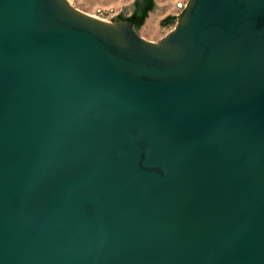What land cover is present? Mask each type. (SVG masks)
<instances>
[{"label":"water","instance_id":"water-1","mask_svg":"<svg viewBox=\"0 0 264 264\" xmlns=\"http://www.w3.org/2000/svg\"><path fill=\"white\" fill-rule=\"evenodd\" d=\"M165 6L0 0V264H264V0Z\"/></svg>","mask_w":264,"mask_h":264},{"label":"rangeland","instance_id":"rangeland-1","mask_svg":"<svg viewBox=\"0 0 264 264\" xmlns=\"http://www.w3.org/2000/svg\"><path fill=\"white\" fill-rule=\"evenodd\" d=\"M74 7L77 9L87 13L94 15L100 19H103L105 21H111L112 16L117 15L120 13L123 9V6L130 5L133 0H68ZM177 1L181 2V10L184 9L185 3L187 0H155L156 4L157 2H167L169 5L173 4L175 5ZM165 3V5L167 4ZM176 8V7H175ZM130 7H127V12H125V15L129 14ZM169 11L162 10L159 11V17L155 22V27L148 31L147 28L149 27L152 20H146L145 24L141 28L140 32L142 33L141 36L144 37L147 40L151 41H158L160 38L165 36V34L172 29L171 24H161V21L164 20V18L169 15ZM153 25H151L152 27ZM140 34V33H139Z\"/></svg>","mask_w":264,"mask_h":264},{"label":"crops","instance_id":"crops-1","mask_svg":"<svg viewBox=\"0 0 264 264\" xmlns=\"http://www.w3.org/2000/svg\"><path fill=\"white\" fill-rule=\"evenodd\" d=\"M174 1H176V0H174ZM154 2H155V0H154ZM187 2V1H186ZM165 3H167V2H157V4H156V2H155V4L156 5H158V6H163V5H165ZM185 5H186V3H185ZM176 7V8H175ZM185 7V6H184ZM162 10H167V11H169V15H167V16H174V18H175V20H174V22L177 20V18H178V14H181L182 13V10H181V2L180 1H177L176 2V4L175 5H173V4H171V5H169L168 3L166 4V6L163 8V9H160V8H155L154 9V11L155 12H153V11H149V13H148V15H147V17H146V19H145V21H144V23L138 28V31H139V33H140V35L142 34V33H145V32H148V31H150V30H152L154 27H155V22H156V20L158 19V17L160 16L159 15V11H162ZM121 13V12H120ZM132 13V10L130 9V12H129V14H127V15H125V17H127V16H129L130 14ZM119 14V13H118ZM166 16V17H167ZM113 17V16H112ZM153 19V21L150 23V25H149V27L147 28V30L145 31V32H140V30H141V28L143 27V25L145 24V22H146V20H152ZM173 22V23H174ZM172 23V24H173ZM171 24V25H172ZM151 25H153L152 27H151Z\"/></svg>","mask_w":264,"mask_h":264},{"label":"trees","instance_id":"trees-1","mask_svg":"<svg viewBox=\"0 0 264 264\" xmlns=\"http://www.w3.org/2000/svg\"><path fill=\"white\" fill-rule=\"evenodd\" d=\"M149 11H150V10H147L146 13L148 14ZM119 14H120V13H119ZM131 14H132V13H131ZM131 14H130V15H131ZM117 15H118V14H117ZM130 15H129V16H130ZM129 16H127V17H129ZM146 17H147V16H144V19H143L141 25L144 23ZM165 20L167 21V23H166V25H167V24H172V23L174 22L175 18H174V16H167V17H165ZM141 25H140V26H141ZM140 26H139V27H140Z\"/></svg>","mask_w":264,"mask_h":264},{"label":"built area","instance_id":"built-area-1","mask_svg":"<svg viewBox=\"0 0 264 264\" xmlns=\"http://www.w3.org/2000/svg\"><path fill=\"white\" fill-rule=\"evenodd\" d=\"M176 23H177V20L171 25V27L174 28Z\"/></svg>","mask_w":264,"mask_h":264},{"label":"flooded vegetation","instance_id":"flooded-vegetation-1","mask_svg":"<svg viewBox=\"0 0 264 264\" xmlns=\"http://www.w3.org/2000/svg\"><path fill=\"white\" fill-rule=\"evenodd\" d=\"M164 20H165V18H164ZM166 23H167V21H166Z\"/></svg>","mask_w":264,"mask_h":264}]
</instances>
